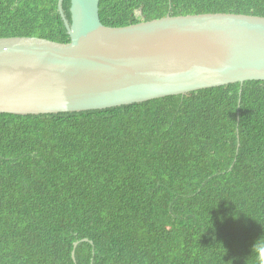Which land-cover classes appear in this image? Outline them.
<instances>
[{
	"label": "trees",
	"instance_id": "obj_1",
	"mask_svg": "<svg viewBox=\"0 0 264 264\" xmlns=\"http://www.w3.org/2000/svg\"><path fill=\"white\" fill-rule=\"evenodd\" d=\"M58 4L0 0V38L70 43ZM63 7L71 20V0ZM218 13L264 17V0H100L110 28ZM255 244L264 81L100 111L0 114V264H258Z\"/></svg>",
	"mask_w": 264,
	"mask_h": 264
},
{
	"label": "water",
	"instance_id": "obj_2",
	"mask_svg": "<svg viewBox=\"0 0 264 264\" xmlns=\"http://www.w3.org/2000/svg\"><path fill=\"white\" fill-rule=\"evenodd\" d=\"M63 3L70 43L0 38V114L84 113L264 81V17L167 16L110 28L100 0H71V20Z\"/></svg>",
	"mask_w": 264,
	"mask_h": 264
},
{
	"label": "clouds",
	"instance_id": "obj_3",
	"mask_svg": "<svg viewBox=\"0 0 264 264\" xmlns=\"http://www.w3.org/2000/svg\"><path fill=\"white\" fill-rule=\"evenodd\" d=\"M253 249L255 250L258 264H264V244L259 246L255 244Z\"/></svg>",
	"mask_w": 264,
	"mask_h": 264
}]
</instances>
